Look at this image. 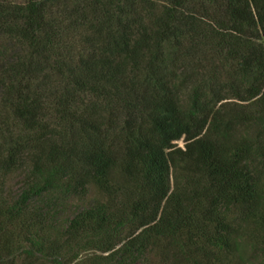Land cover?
<instances>
[{
    "label": "trees",
    "instance_id": "16d2710c",
    "mask_svg": "<svg viewBox=\"0 0 264 264\" xmlns=\"http://www.w3.org/2000/svg\"><path fill=\"white\" fill-rule=\"evenodd\" d=\"M0 96V264H264V0H0Z\"/></svg>",
    "mask_w": 264,
    "mask_h": 264
},
{
    "label": "rangeland",
    "instance_id": "374dc122",
    "mask_svg": "<svg viewBox=\"0 0 264 264\" xmlns=\"http://www.w3.org/2000/svg\"><path fill=\"white\" fill-rule=\"evenodd\" d=\"M228 101H236L234 98H229L227 99ZM0 103H1V96H0ZM234 103V102H231ZM1 104H0V120L1 118H4L5 116H7L8 114H10L7 110L1 109ZM178 145L181 147L185 146V142L183 139L177 141ZM23 178V175L21 174L20 171L18 172H13L12 174L9 175V177L5 180L6 182V186H5V190L7 191H11V192H17L20 189V185H21V179ZM102 193L95 187V186H91L89 188V192L87 194V196L85 197V199H81V198H76V197H71L68 202L65 204L67 205L66 209L67 212L70 211V208L72 205H86L89 202H92L94 199L97 198H102ZM249 255V257L254 256V254H252V252H247V256ZM151 258L153 260L158 259V257H156V255H152ZM168 264H174L172 262L168 263ZM238 264H241L238 262Z\"/></svg>",
    "mask_w": 264,
    "mask_h": 264
}]
</instances>
